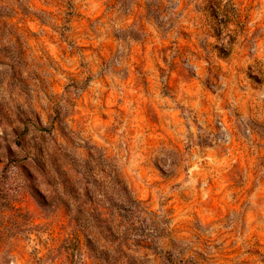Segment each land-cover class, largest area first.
Returning <instances> with one entry per match:
<instances>
[{
	"label": "rangeland",
	"instance_id": "obj_1",
	"mask_svg": "<svg viewBox=\"0 0 264 264\" xmlns=\"http://www.w3.org/2000/svg\"><path fill=\"white\" fill-rule=\"evenodd\" d=\"M0 264H264V0H0Z\"/></svg>",
	"mask_w": 264,
	"mask_h": 264
}]
</instances>
